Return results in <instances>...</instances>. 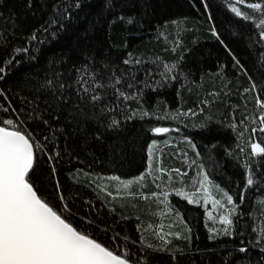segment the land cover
Masks as SVG:
<instances>
[{
	"label": "snow or ice",
	"instance_id": "6c2138e0",
	"mask_svg": "<svg viewBox=\"0 0 264 264\" xmlns=\"http://www.w3.org/2000/svg\"><path fill=\"white\" fill-rule=\"evenodd\" d=\"M147 3L148 0H103L89 31L104 25L110 29L118 22L143 31L146 13L139 9ZM223 3L234 18L245 24L251 22L248 31L234 35L246 41L257 58L254 77L228 49L234 68L249 83L241 98L253 95L255 101L249 113L245 99L243 118L234 112L232 120L239 123L227 125L239 133L238 139L250 132L246 144H237L239 153L244 154L243 161L234 156L245 170L242 187L233 192L215 183L212 177L219 164L210 154L202 156L200 144L182 133L184 119L197 116V111L181 107L161 115L159 102L155 107L148 104L149 91H159L181 80L183 88L191 82L186 57L192 49L184 45L182 35L187 29L180 20L157 27L156 40L163 37L165 42L160 54L127 52V43L126 55L116 57L98 54L87 46L76 59L70 51L61 52L51 57L40 72L24 73L8 88L0 87V264H214L213 254L224 250L226 255L215 264H253L249 258L253 249L260 253L255 264H264V139L254 138L264 137V0ZM23 6L36 15L34 0H23ZM202 6L209 8L207 0H202ZM88 7L86 0H55L47 19L37 22L23 37L22 45L12 43L22 27L20 15L11 9L7 14L0 11V51L5 53L0 57V82L12 78L17 66L36 61L41 48L68 31ZM207 19L212 36L224 44L214 17L209 13ZM172 25L179 31H165ZM168 54L175 58L167 59ZM208 96L215 98L219 93L213 91ZM211 102L200 101L199 113L203 114V105ZM133 103L137 106L133 107ZM153 118L158 124L171 121L176 126H151L145 130L141 123L140 131L156 137L181 134L180 140L193 155L181 149L179 143L173 146L177 149L173 155L183 158L189 170L166 166L163 152L156 151L155 138L147 143V165L137 176L126 179L114 168L109 170L106 165L114 163L115 154L134 143L135 137L123 138L129 126ZM214 119L215 124L224 126L222 119L208 116L192 127L210 131ZM204 147L211 153L217 144ZM226 155L233 153L227 150ZM251 157L258 159L252 161ZM65 165L70 184L60 179ZM192 169L196 170L193 190L175 188L176 183L185 184ZM213 188L219 190L221 198H216ZM83 189L92 195L86 197ZM168 189L190 205L203 206L208 240L219 243L223 238L237 237L239 245L232 241L220 249L197 247L194 239L198 237H194L183 213L170 203ZM249 193L257 198L250 211ZM135 201L148 205L135 217L138 239L129 235L127 227L121 228L130 222V216L118 211L138 207ZM152 202L159 212L151 211ZM154 215L160 217L159 222L152 219ZM246 217L253 222L251 233L247 232L248 224L241 223ZM237 255L241 258L234 259Z\"/></svg>",
	"mask_w": 264,
	"mask_h": 264
},
{
	"label": "trees",
	"instance_id": "16d2710c",
	"mask_svg": "<svg viewBox=\"0 0 264 264\" xmlns=\"http://www.w3.org/2000/svg\"><path fill=\"white\" fill-rule=\"evenodd\" d=\"M54 2L55 0H46V3L45 0H34L33 11H35L36 15L33 16L25 10L23 0H0V11H5L7 14V10L11 9L12 12L20 15L22 27L17 31L16 38L12 43L22 45L24 43L23 37L30 34L37 22L47 19L52 10L51 5ZM86 2L89 7L80 14V19L75 21L68 31L62 33L57 39L45 44L41 48L36 61H27L17 66L15 75L8 80L0 82V87L8 88L15 78L24 73L40 72L47 66L51 57L58 56L61 52L70 51L73 58L76 59L80 50L85 46L95 50L98 54L107 55L111 53L113 57L126 55L124 51L126 43L128 45L127 52L139 54L147 51L160 54L165 42L163 37L159 41L156 40L157 27L160 26L162 28L166 21L180 20L182 26L187 29L182 35L184 45L192 49L190 55L186 57V68L191 73V82L183 88H181V84L184 81L181 80L179 83L161 88L159 91H149L146 93L148 104L155 107L157 102H159L162 110L161 115L164 111L174 112L181 107L184 111H187L188 108L197 111V116L184 119L183 124H181L182 133L191 135L200 144L202 156L207 157L210 154L219 164L212 177L215 183H218L221 188L232 190L233 192L241 188L245 178V170L237 164L234 156H239L241 162L243 161L244 154L239 153L237 144L242 146L246 144L250 132H244V136L238 139L239 133L234 132L227 125L229 123H239V120H232L234 112L237 117L243 118L245 99L248 101L249 113H251L255 101L253 95H248L245 99L241 98L243 89L248 87L249 83L247 77L234 68V61L228 49L230 48L232 53L241 60V63L250 69L249 74L255 77L256 69L254 65L257 58L251 53L247 42L234 35V32L248 31L252 27L251 22L245 24L239 18H234V15L224 6L223 0H207L209 4L207 10L202 6V0H148L147 6L145 7L141 4L139 9L141 13H146L143 31H139L138 27L128 26L123 22H118L110 29L104 25L98 26L95 31H89V25L94 22L96 12L99 11L103 0H86ZM209 13L214 17V23L221 33V39L224 40V44H221L209 31L211 23L207 19ZM184 18H187V20L185 21ZM165 31H170L174 34L179 29L172 25ZM4 55L5 53L0 51V57ZM166 58L174 59L175 57L168 54ZM261 71H264V69H261ZM178 91L179 95H177ZM213 91L219 93V96L215 98L208 96V93ZM204 99H209L212 102L210 105H203L204 113L200 114L198 111L201 106L200 101ZM132 106L136 107L137 105L133 103ZM256 115H259L258 111ZM208 116L222 119L224 126L221 127L215 124L214 119L210 131H202L199 127H192L193 124L199 125L205 121ZM141 123H143L145 130L151 126H176L171 121H161L158 124L154 118L146 123L138 122L134 126L130 125L123 138L129 140L135 137L134 143L126 145L123 151L117 152L114 163L108 164L106 167L109 170L114 168L116 174H121L126 179L137 176L147 165V143H150L151 139L155 138L158 140L156 151L158 154L163 152L164 164L169 167H181L183 171H188V165L184 163L183 158L173 155V152L177 151L173 146L177 143H179L181 149L188 151L190 156L193 155L190 149H187V146L180 140L181 134L172 133L171 136L162 134L156 137L150 132L140 131ZM185 124L188 127L185 128ZM241 131H244L243 126ZM254 138L264 139V137ZM211 143H216L217 147L209 153V148L204 146H210ZM166 145L168 146L166 147ZM227 150H231L233 155H226ZM105 158H107V149H105ZM250 159L256 161L258 158L251 157ZM208 167L211 170L212 165L209 164ZM68 170L66 165L61 167L60 179L65 184L71 183L67 179ZM195 175L196 170L192 169L185 184L176 183L174 187H183L185 191H192V177ZM152 190H155L154 185ZM168 191L170 192V203L183 213L185 219L193 228L194 237H198V239H194L197 247L200 249H220L222 245L230 246L232 241L239 245V238L237 237L223 238L219 243L208 240L203 206L190 205L186 200L175 196L171 189H168ZM83 194L86 197L92 195L88 189H83ZM249 196L248 210L250 211L257 198L252 193H249ZM135 203L138 204V207L118 208V211H123L125 215L130 216V222L127 225H121V228L127 227L130 230L129 235L134 239H138V234L135 232L137 223L135 217L137 214H141L142 210H146L148 205L143 201H135ZM151 211L154 213L160 211L155 202H152ZM152 219L159 222L160 217L154 215ZM171 219L174 220L175 217L172 216ZM241 223H247V232H252L253 222L250 217H246ZM226 251L213 254L212 260L214 264L220 256L226 255ZM259 255L258 249L252 250L249 258L253 260V264H255V260L259 258ZM195 258L199 259V256L197 255ZM240 258L237 255L234 259ZM160 259H164V257L161 256Z\"/></svg>",
	"mask_w": 264,
	"mask_h": 264
},
{
	"label": "rangeland",
	"instance_id": "374dc122",
	"mask_svg": "<svg viewBox=\"0 0 264 264\" xmlns=\"http://www.w3.org/2000/svg\"><path fill=\"white\" fill-rule=\"evenodd\" d=\"M213 194L216 196L217 199L221 198V195H222L219 192V190L218 189H215V188H213ZM209 207H210V205H209Z\"/></svg>",
	"mask_w": 264,
	"mask_h": 264
}]
</instances>
